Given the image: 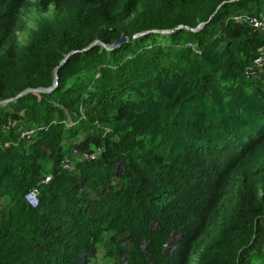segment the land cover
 Segmentation results:
<instances>
[{
    "label": "trees",
    "instance_id": "16d2710c",
    "mask_svg": "<svg viewBox=\"0 0 264 264\" xmlns=\"http://www.w3.org/2000/svg\"><path fill=\"white\" fill-rule=\"evenodd\" d=\"M249 1L0 0V264H264Z\"/></svg>",
    "mask_w": 264,
    "mask_h": 264
},
{
    "label": "built area",
    "instance_id": "2783aa9c",
    "mask_svg": "<svg viewBox=\"0 0 264 264\" xmlns=\"http://www.w3.org/2000/svg\"><path fill=\"white\" fill-rule=\"evenodd\" d=\"M246 23L252 27H254L255 29L264 31V17L260 18V16H255V15H251L248 16L245 19ZM261 58L257 57L253 60V63L250 66H247L245 69V74L247 77H254L257 73H258V66L261 65ZM33 129H29V130H25L22 132V136L25 135L27 137H29V135L33 132ZM82 158L85 157L86 160H91L93 159V157L95 156L94 153H87L84 152L82 153ZM80 158V159H82ZM64 163H66L67 165H69L68 161H65ZM43 182L48 181V177L42 180ZM26 200L31 204V205H36L38 202V193H37V189L34 188L32 190H29L26 195H25Z\"/></svg>",
    "mask_w": 264,
    "mask_h": 264
},
{
    "label": "rangeland",
    "instance_id": "374dc122",
    "mask_svg": "<svg viewBox=\"0 0 264 264\" xmlns=\"http://www.w3.org/2000/svg\"><path fill=\"white\" fill-rule=\"evenodd\" d=\"M230 1H232V0H230ZM251 6V9L250 10H248L247 8L248 7H250ZM236 10V16L234 15V16H232L233 18H234V20L236 21V22H238V23H246V21H245V19L248 17V16H250V15H255V14H259V15H255V16H260V18H262V17H264V0H258V1H256V0H252V1H249L247 4H246V6H244V8H241V9H239V8H236L235 9ZM31 23H33V19L31 18V17H29V25H30V27H31ZM202 23V22H201ZM200 24V23H199ZM204 25V24H203ZM183 26V25H182ZM198 26V25H197ZM196 26V27H197ZM29 27V28H30ZM187 27V28H186ZM196 27H194L193 28V30L196 28ZM180 28V27H179ZM184 28H186V29H190V27H188V26H184ZM201 28V26L198 28V29H200ZM174 30V29H173ZM172 29H165V30H158V29H154V30H152V31H155V32H161V33H168V32H171V31H173ZM255 30H258V29H255ZM259 31H261V30H259ZM25 33V32H24ZM22 35H23V33L22 34H20L19 33V39H22ZM259 49H261L260 50V52H259V54L257 55V57H260L261 59V65H259L258 66V74H259V72L261 71V72H263L264 71V46H261V47H259ZM256 57V58H257ZM15 125L16 124V122H13L12 123V125ZM6 144L4 143V146H5ZM34 188H36V189H38L37 187H32L30 190H32V189H34ZM37 191H39V190H37Z\"/></svg>",
    "mask_w": 264,
    "mask_h": 264
},
{
    "label": "water",
    "instance_id": "95a60500",
    "mask_svg": "<svg viewBox=\"0 0 264 264\" xmlns=\"http://www.w3.org/2000/svg\"><path fill=\"white\" fill-rule=\"evenodd\" d=\"M203 24H204V22H202V23H200V24H198V26L193 30V28H190L191 30H193V31H196V30H198V28L201 26H203ZM179 27H184V26H182V25H179V26H177V28H179ZM187 28V27H186ZM173 30V29H172ZM143 32H140V33H137V34H131V35H128V36H125L124 34H121L112 44H105V43H102V42H100L99 40H94L93 42H91L90 44H89V46H87L86 48H84V49H87V48H89L90 46H92V45H94V44H101L103 47H105L106 49H113V48H115V47H117V46H119L120 44H122L123 42H125V41H127V40H132L133 38H135L136 36H138V35H141ZM83 49V50H84ZM74 51H70L62 60H61V62L54 68V82H53V84L50 86V87H47V88H45V87H38V88H36V89H34V88H27V89H25V90H23V91H21V92H19L17 95H15V96H13V97H11V98H9V99H6V100H3V101H0V103L1 104H6V103H8L9 101H12V100H16L18 97H20V96H22L23 94H25V93H28V92H32V91H39V92H51L56 86H57V83H58V67L60 66V65H62L64 62H65V60L69 57V55L71 54V53H73Z\"/></svg>",
    "mask_w": 264,
    "mask_h": 264
},
{
    "label": "clouds",
    "instance_id": "9594fccd",
    "mask_svg": "<svg viewBox=\"0 0 264 264\" xmlns=\"http://www.w3.org/2000/svg\"><path fill=\"white\" fill-rule=\"evenodd\" d=\"M250 16H251V15H250ZM244 74H245V72H244ZM257 74H258V73H257ZM257 74H256V75H257ZM256 75H255V76H256ZM245 76H246V74H245ZM255 76H254V77H255ZM246 77H247V76H246ZM248 78H253V77H248ZM25 195H26V194H25ZM25 199H26V198H25Z\"/></svg>",
    "mask_w": 264,
    "mask_h": 264
}]
</instances>
